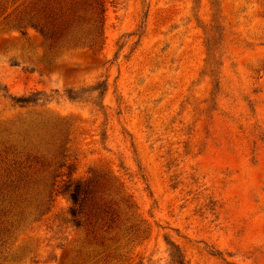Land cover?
Listing matches in <instances>:
<instances>
[{"label":"rangeland","instance_id":"1","mask_svg":"<svg viewBox=\"0 0 264 264\" xmlns=\"http://www.w3.org/2000/svg\"><path fill=\"white\" fill-rule=\"evenodd\" d=\"M30 18L0 0V264H264V0H108L92 47ZM67 179L112 220L73 226Z\"/></svg>","mask_w":264,"mask_h":264},{"label":"trees","instance_id":"2","mask_svg":"<svg viewBox=\"0 0 264 264\" xmlns=\"http://www.w3.org/2000/svg\"><path fill=\"white\" fill-rule=\"evenodd\" d=\"M108 0H38V19H28L26 23L35 28L44 41H51L57 46L79 45L94 46L104 35V11ZM20 27V26H19ZM212 62H216V48L209 42ZM106 83L100 82L94 87L80 91H68L71 100H82L84 93L97 91L96 97L102 101ZM44 94L35 91L29 95L11 97L15 104L25 106L35 104ZM100 101V102H101ZM70 200L68 208L69 221L75 227L90 225L94 214L100 213L113 218V212L105 203L99 204L95 198L88 197L92 193L90 184L81 180H64L56 189ZM88 203V205H87ZM88 208V209H86ZM96 211V212H95ZM98 211V212H97ZM83 214L84 218L80 219ZM170 244V263L184 264V256L176 245Z\"/></svg>","mask_w":264,"mask_h":264}]
</instances>
